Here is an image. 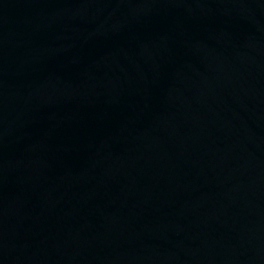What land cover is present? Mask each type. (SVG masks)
<instances>
[{
    "label": "water",
    "instance_id": "1",
    "mask_svg": "<svg viewBox=\"0 0 264 264\" xmlns=\"http://www.w3.org/2000/svg\"><path fill=\"white\" fill-rule=\"evenodd\" d=\"M0 264H264V0H0Z\"/></svg>",
    "mask_w": 264,
    "mask_h": 264
}]
</instances>
